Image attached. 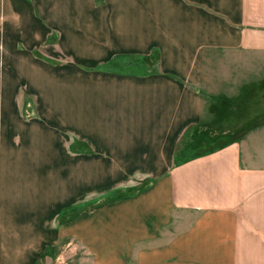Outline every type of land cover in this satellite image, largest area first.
Listing matches in <instances>:
<instances>
[{
	"label": "crops",
	"instance_id": "0c3cea01",
	"mask_svg": "<svg viewBox=\"0 0 264 264\" xmlns=\"http://www.w3.org/2000/svg\"><path fill=\"white\" fill-rule=\"evenodd\" d=\"M1 35L43 42L38 63L23 59V79L53 101L69 94L67 125L118 164L105 178L140 171L138 178L149 179L133 197L104 203L64 228L86 258L264 264V125L213 154L172 163L174 142L201 110L196 51L234 45L264 51V0H0ZM116 52L135 54L105 62ZM59 54L71 62L54 66ZM101 64L92 73L79 68ZM247 101L245 110H259ZM35 114L26 130L34 135L30 147L7 152L0 142V264L51 258L66 239L51 240L40 227L46 209L79 191L71 156L61 171L52 151L58 135L52 138L54 127ZM22 131L20 124L16 133Z\"/></svg>",
	"mask_w": 264,
	"mask_h": 264
},
{
	"label": "rangeland",
	"instance_id": "374dc122",
	"mask_svg": "<svg viewBox=\"0 0 264 264\" xmlns=\"http://www.w3.org/2000/svg\"><path fill=\"white\" fill-rule=\"evenodd\" d=\"M3 16L1 13V18ZM221 23L230 28L224 24L223 19ZM13 24L16 23L13 22ZM243 29L244 27L238 22V30L241 32ZM40 49H44L43 42L39 43L32 37L27 39V36L24 35L8 36V38L5 35L4 37L0 36V142L2 144L3 141L5 142L7 152L12 147H30L28 146L30 145L29 139L34 135L32 132H28L26 135V130L30 129L31 121L37 118L36 114L33 115V110L45 118L49 129L54 127L51 134L54 132L58 135L59 145H55L52 151L55 157L60 156L61 158V171L69 169L71 161L72 169L78 175L79 191L74 197L71 196L63 199L60 203L48 205L40 227L49 233L51 240L54 239V236L66 240L59 244L50 256L51 258H47L46 262L44 259L40 260L38 264H93L90 259L86 258L88 252L83 245L73 241L69 235H65L64 228H68L71 220L90 215L104 203L133 197L135 193H139L143 189V185L149 179L138 178L140 171L126 174L121 177L125 179L121 180L105 178L107 175L113 176V167H117L118 164L112 162L107 152H103L98 147L99 151L94 148V145H98L93 138L88 140L81 135L77 127L75 129L73 126L67 125L69 94H67V98L53 101L44 98L47 94L46 92L43 94L42 90L39 92L40 95L36 93L34 87H37V83L23 79V59H28L31 56L36 57L35 60L38 63V60L42 59L38 52ZM133 54L135 53L116 52L105 62L111 63L117 57ZM67 57H69L67 54H59L53 62L54 66L70 63L71 58L67 60ZM195 57L199 59V86L203 100L198 118L186 126L173 144L172 163L175 167L195 158L213 154L225 147L185 162L175 163L177 151L190 135L189 132H186L190 127L197 126L199 129H207L213 133L229 129L224 132H232L230 137H239L226 145L228 146L247 139V135L254 128L264 125V51L261 48L246 50L242 45L215 48L206 46L196 51ZM102 66V64L79 65V68L83 71L88 70L87 73H92L95 70H101ZM51 67L59 76L69 75L68 69L70 68H67L66 72L62 67ZM52 76L56 78L54 75ZM66 88L68 92V86ZM249 99H251L253 107H257L259 110H245ZM91 111L86 110L87 113ZM98 111L100 110H95V112ZM57 122L59 125L56 124ZM20 124H23V131L17 134L16 129ZM54 133L52 138H54ZM96 152H98L97 155ZM89 155L90 158H86ZM69 156H71L70 161ZM85 178L88 179L86 183ZM83 190L88 192L85 191L86 193L82 194ZM117 191H121V193L118 194ZM86 206L88 208H84L82 213H77L79 208ZM72 212L74 215L70 216ZM58 258L60 259L58 260Z\"/></svg>",
	"mask_w": 264,
	"mask_h": 264
},
{
	"label": "trees",
	"instance_id": "16d2710c",
	"mask_svg": "<svg viewBox=\"0 0 264 264\" xmlns=\"http://www.w3.org/2000/svg\"><path fill=\"white\" fill-rule=\"evenodd\" d=\"M186 132H189L190 135L184 143L181 142V148L176 153L177 161L175 163L185 162L191 158L222 148L239 137H230L232 132L220 131L219 133H213L207 129H199L197 126L188 128Z\"/></svg>",
	"mask_w": 264,
	"mask_h": 264
},
{
	"label": "built area",
	"instance_id": "2783aa9c",
	"mask_svg": "<svg viewBox=\"0 0 264 264\" xmlns=\"http://www.w3.org/2000/svg\"><path fill=\"white\" fill-rule=\"evenodd\" d=\"M60 258H58V260H59Z\"/></svg>",
	"mask_w": 264,
	"mask_h": 264
}]
</instances>
